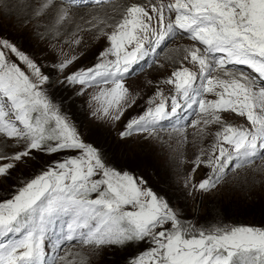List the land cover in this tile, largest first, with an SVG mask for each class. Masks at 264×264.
Listing matches in <instances>:
<instances>
[{
  "label": "rangeland",
  "instance_id": "374dc122",
  "mask_svg": "<svg viewBox=\"0 0 264 264\" xmlns=\"http://www.w3.org/2000/svg\"><path fill=\"white\" fill-rule=\"evenodd\" d=\"M3 1L0 61L25 91L34 127L30 132L24 130L5 103L0 107V214L4 205L6 218L18 210L36 216L52 209L62 211L59 222L72 224L73 231L68 234L74 238L66 240L68 248L62 255L55 251L45 264H121L128 257H133L130 264H148L143 262L145 254L153 257L150 264L171 259L178 264H196L208 258L206 246L210 248L214 242L217 249L246 247L228 254L226 264H264V227L233 220L238 205L245 206V211L255 198L264 204V88L254 85L260 94L255 93L253 107L233 104L236 98H243L241 92L225 102L219 98L227 89L225 83L246 85L250 81L219 71L223 78L214 76L220 83L210 97L214 101H208L209 113L179 131H158L166 121L156 122V131H137L135 126L142 125V118L168 103L174 94L169 83L172 75L197 71L194 44L175 40L152 69L122 85L96 86L84 70L111 64L128 49L130 45L114 49L113 36L129 30L140 37L141 25L154 20L150 6L137 14V3L126 1L85 8L54 0ZM238 2L246 12L264 9V0ZM256 30L263 41L259 51L264 52V19ZM176 48L185 54L176 56ZM226 103L230 104L229 112ZM69 112L75 113L77 125L67 119ZM111 142L119 144L117 156L124 158L119 163L112 159L118 169L107 164L110 157L103 153L111 148ZM60 144H71L73 149L55 152ZM77 144L82 145L80 158V149L74 148ZM44 162L54 166L46 167L52 177L33 176L27 170L31 164ZM97 164L101 166L97 178L89 183L80 174H86L89 167L96 170ZM126 167L131 174L119 169ZM139 174L149 179L148 184L136 177ZM6 175L11 176L12 184L6 183ZM60 178L63 185L69 184L54 183ZM89 188L93 192L86 195ZM45 192L49 196L43 199ZM158 193L167 194L169 202ZM92 196L118 212L105 215L101 210L102 219H92L94 207L83 203L86 208L77 201ZM82 212L79 220L86 219L87 224H73ZM259 212L264 214V208ZM115 214L150 223L161 216H170V220L158 219L146 234L124 241L118 237L124 229L114 219L107 222ZM256 226L263 231L255 230ZM29 228L25 235L36 237L30 259L38 264L36 255L44 228L36 223V217ZM211 228L214 230L208 234ZM114 236L122 242L112 243ZM156 241L162 243V249ZM11 248L1 242L0 251L9 250L3 253L5 259H0L5 264H19L27 255L23 254L24 246L19 251L13 248L14 252ZM220 259L217 253L211 263Z\"/></svg>",
  "mask_w": 264,
  "mask_h": 264
},
{
  "label": "trees",
  "instance_id": "16d2710c",
  "mask_svg": "<svg viewBox=\"0 0 264 264\" xmlns=\"http://www.w3.org/2000/svg\"><path fill=\"white\" fill-rule=\"evenodd\" d=\"M55 103H57V102H55ZM68 117H67V119L72 123V124H74V125H77V120H75V118L77 119V117H76V115H75V113H71V112H69L68 114ZM74 115V116H73ZM29 116H31L30 114H29ZM75 117V118H74ZM31 119V121H32V118H30ZM37 119V117L35 118V120ZM34 126H33V124H32V128H33ZM49 128V127H48ZM47 128V129H48ZM46 129V128H45ZM49 131H50V129H48ZM37 135H41L40 133H37ZM45 138L43 137V140H44ZM111 144H112V142H111ZM110 144V145H111ZM78 145V144H77ZM79 148L80 149V153H79V158H80V156L82 155V152H81V147H82V145L81 144H79L78 146H74V148ZM77 148V149H78ZM68 149H70V150H72L73 148H72V145L71 144H63V145H58L56 148H54V151L55 152H60L61 150H68ZM118 150H121L120 148H119V144L118 143H113L112 145H111V148L108 150V151H104L103 153H108L107 154V157H110L109 158V160L112 162H109V161H107V164H109V165H112V167L113 168H116V169H118V164H116V163H119L120 161H122V160H124V158H119V156H117V151ZM120 155H122V153L120 154ZM103 157H104V159H106V157H105V155H103ZM112 159L114 160V161H116V163L115 162H113L112 161ZM83 160H85V159H83ZM88 161L90 162L91 161V159H90V157H88ZM45 162H50V161H45ZM43 163V164H38V163H34V164H31L29 167H27V170H29L30 172H32V174H33V176H39V177H44V178H46L47 176H49V177H52L51 176V173H48L47 172V168L48 169H51V168H53L54 166H50V164H48V163ZM80 165H81V169H82V172L84 171V169L82 168V164H81V160H80ZM85 165L83 164V167H84ZM47 167V168H46ZM98 168H101V166L100 165H98L97 164V168H96V170H91L90 169V167L89 168H87V170H88V172H86V174H80L81 176H83L84 178H88L89 180L91 179V178H97V170H98ZM121 171H123V172H125V173H130L131 174V169L130 168H128V167H126V168H119ZM154 177L156 176L155 175V173H154V175H153ZM136 177L137 178H140V179H142V181L144 182V183H146V184H148V181H149V179H147V177L146 176H144V175H141V174H139V175H136ZM4 178H5V181H6V183H9V184H12V179H11V176L10 175H6V176H4ZM89 183H92L91 182V180L89 181ZM149 187V189H151L150 188V186H148ZM153 190V189H152ZM86 192H88L89 194H92V190L89 188L88 189V191H86ZM158 196H160V197H163L162 199H164L166 202H169V199H167V194H163V193H158L157 194ZM3 200H1L0 199V202H2ZM243 207H245V206H237L236 207V216H235V219H233V220H242L240 223H244V224H246V223H248L249 224V226H250V224L252 225V226H255V225H259V226H262V227H264V214L263 213H260L259 212V210L260 209H262V208H264V204L263 203H261L259 200H258V198H255L254 199V202H252L251 204H250V206H249V209L248 208H245L246 210L245 211H242V209H243ZM115 209V212H116V208H114ZM183 209V208H182ZM246 212V213H245ZM250 213V214H249ZM118 215V214H117ZM241 215V216H240ZM120 218H121V220H122V222H123V225H124V227L128 230V231H131V232H133V229H134V227H135V223L133 222V221H131V220H127V219H125V218H123V215H118ZM158 219H160V222H165V221H167V220H170V216H161V217H159ZM158 219H156V220H154L153 221V225H155V223L157 222V220ZM240 223H238V224H240ZM253 223H255V224H253ZM229 225H231V224H229ZM213 230L214 229H209V231H208V234H210L211 232H213ZM255 230H259V231H263V229L262 228H260V227H258V226H256V228H255ZM149 240V239H148ZM157 242V241H156ZM158 243V248L159 249H162L161 247H162V243H159V242H157ZM133 257H128V258H124L123 259V261L121 262V264H130L131 262H129L131 259H132Z\"/></svg>",
  "mask_w": 264,
  "mask_h": 264
},
{
  "label": "bare ground",
  "instance_id": "6f19581e",
  "mask_svg": "<svg viewBox=\"0 0 264 264\" xmlns=\"http://www.w3.org/2000/svg\"><path fill=\"white\" fill-rule=\"evenodd\" d=\"M4 1L2 0V3H3ZM115 4V3H114ZM113 4H111V5H108V6H112ZM176 56H180V55H184L185 54V51H182V50H180L179 48H176L175 49V51L173 52ZM153 67H151L150 69H152ZM216 76L218 77V78H223V74H221V73H217L216 74ZM262 109V108H261Z\"/></svg>",
  "mask_w": 264,
  "mask_h": 264
}]
</instances>
